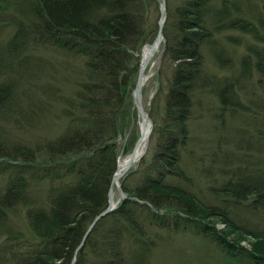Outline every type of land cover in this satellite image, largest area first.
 <instances>
[{"label": "trees", "instance_id": "obj_1", "mask_svg": "<svg viewBox=\"0 0 264 264\" xmlns=\"http://www.w3.org/2000/svg\"><path fill=\"white\" fill-rule=\"evenodd\" d=\"M160 3L0 0V264H71L107 207ZM160 49L150 151L72 264H150L179 233L264 264V230L241 220H264V0H165Z\"/></svg>", "mask_w": 264, "mask_h": 264}, {"label": "rangeland", "instance_id": "obj_2", "mask_svg": "<svg viewBox=\"0 0 264 264\" xmlns=\"http://www.w3.org/2000/svg\"><path fill=\"white\" fill-rule=\"evenodd\" d=\"M4 36V35H3ZM0 39H3L2 36H0ZM238 53L241 50V46L238 47ZM160 50V48H159ZM159 50L154 53L152 58L149 60L145 74L147 75V79L145 80V83L142 88V103L146 111L150 109V104L152 97L154 96L156 87H157V79H156V69L158 65V59H159ZM41 52V51H39ZM35 53V57L38 59L39 63L45 61V58H49L48 54L46 53ZM34 64V62H33ZM39 81V80H38ZM40 82V81H39ZM132 93V92H131ZM134 114L135 110L133 108ZM149 113V112H148ZM9 116V114L5 115ZM46 119H43L42 127L39 128V132H37L38 128L36 129V136L47 138L53 137L59 134L60 128L62 126V121L60 117H52L49 122L45 121ZM5 123L0 122V127H5L6 132L11 131V127ZM10 126V128H9ZM64 126V125H63ZM204 130V129H203ZM48 133V134H47ZM125 137L123 138V143L129 144L131 147V150L133 149L135 142L139 136V126H138V119L133 116L132 120L129 124V126L125 129L124 132ZM4 139V138H3ZM150 143H148L147 149L145 151V154L143 157L147 155V153L150 151L149 147ZM151 146V145H150ZM122 150V149H120ZM131 152V151H130ZM124 153L123 151H120L118 162L121 159L127 158L128 154L130 153ZM190 159L187 157V163L189 165V175L193 176L195 179V174L193 171V164H190ZM207 162V161H205ZM138 163H134L127 173L129 174L133 169L137 168ZM208 170V169H207ZM127 175V174H126ZM125 175V176H126ZM129 181L133 179L134 175H128ZM126 176V178L128 177ZM123 177V176H122ZM176 183L177 180H175ZM194 181L195 184L194 187H199V190L197 188L194 189L195 195L201 196L202 200L207 203L211 199L209 192L207 190V186L205 185L204 181L197 182ZM120 188H121V183ZM179 185H182L181 183ZM198 185V186H197ZM191 189V188H190ZM122 190V189H121ZM192 190V189H191ZM123 192V191H122ZM124 194V192H123ZM119 198V191L117 190L116 186L114 187V194H113V200L116 201ZM123 199V198H121ZM244 213V212H243ZM241 218V217H239ZM252 219V220H251ZM241 220L248 221L252 224H258V228L264 230V220L262 221L261 218H242ZM245 224V223H244ZM218 227L223 229L222 223H217ZM232 238H238L239 233L236 234H230ZM241 239V238H240ZM239 239V240H240ZM248 239V240H247ZM247 239H241L240 244L246 247H250L248 245L249 242L253 240V238L248 237ZM149 263L150 264H255L253 261L247 259L246 257H241L238 254L232 255L230 253H227L225 251H220L214 243L207 242L205 238L201 237L200 235H194V234H183L179 233L174 235L169 241L163 242L159 245V247L155 248L152 253L149 256Z\"/></svg>", "mask_w": 264, "mask_h": 264}, {"label": "water", "instance_id": "obj_3", "mask_svg": "<svg viewBox=\"0 0 264 264\" xmlns=\"http://www.w3.org/2000/svg\"><path fill=\"white\" fill-rule=\"evenodd\" d=\"M164 21H165V0H161V4H160V17L158 19V23H157V32L156 35L154 37V39L152 40L151 43L145 44L141 50V57H140V63H139V69H138V73H137V79L135 82V85L132 89V101H133V108L135 110V114L137 119L142 120L141 125L139 126V136L135 142V145L133 147V149L131 150V152L128 154L127 158H126V163L124 166V170H123V174L122 176L125 177L127 171L129 170V168L135 163V151L137 149L138 143L140 141V134L141 131L144 130L145 128V123H146V119H149L150 122V132L152 130V120L149 116L148 111L145 110L143 103H142V87H143V73L147 67V64L149 62V60L152 58V56L154 55V53L157 50V46L159 41L163 40V25H164ZM146 49V51L144 52V50ZM160 53L162 52V49H160L159 51ZM159 53V54H160ZM143 157V154L139 156V160ZM117 168V167H116ZM116 178V169L115 172L112 175L111 178V184L109 187V197H108V204L107 207L102 210L101 212H99L90 222V224L88 225L86 231L84 232V235L81 238V241L79 243V245L77 246V248L74 251V255L71 261V264L73 263V261L75 260L76 257V253L77 251L80 249V247L83 245L85 238L87 237V235L89 234V232L91 231L92 227L94 226V224L104 215H106L108 212H110L111 210H113L116 207L117 202L119 201V199L124 197V194L120 188V184L116 185L117 190L119 191V198L116 201H113V183L115 181Z\"/></svg>", "mask_w": 264, "mask_h": 264}, {"label": "bare ground", "instance_id": "obj_4", "mask_svg": "<svg viewBox=\"0 0 264 264\" xmlns=\"http://www.w3.org/2000/svg\"><path fill=\"white\" fill-rule=\"evenodd\" d=\"M160 44H161V41H159L156 51L159 50ZM145 51H146V49L144 50V52ZM146 79H147V75L145 74V71H144V73H143V85H144ZM141 122H142V120L138 119V126L141 125ZM149 132H150V122H149V119H146L145 128H144V130L141 131L140 141H139L137 149L135 151V161H134L135 163H137L139 161L140 155L145 154V151H146L148 143H149V137H150ZM125 163H126V158L121 159L119 162L117 161L116 178H115V181L113 183V194H114V187L117 184H119V179L122 177Z\"/></svg>", "mask_w": 264, "mask_h": 264}]
</instances>
